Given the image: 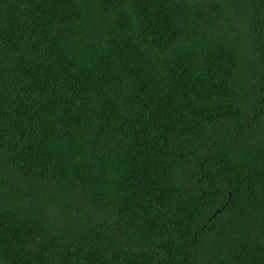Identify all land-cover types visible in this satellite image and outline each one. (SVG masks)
<instances>
[{
  "label": "trees",
  "instance_id": "1",
  "mask_svg": "<svg viewBox=\"0 0 264 264\" xmlns=\"http://www.w3.org/2000/svg\"><path fill=\"white\" fill-rule=\"evenodd\" d=\"M0 264H264V0H0Z\"/></svg>",
  "mask_w": 264,
  "mask_h": 264
}]
</instances>
